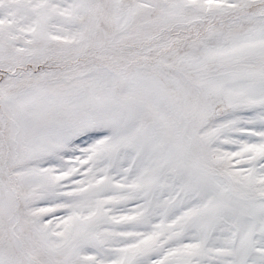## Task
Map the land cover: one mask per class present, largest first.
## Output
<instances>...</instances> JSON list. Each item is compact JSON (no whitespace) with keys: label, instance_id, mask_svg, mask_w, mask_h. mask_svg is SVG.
Wrapping results in <instances>:
<instances>
[{"label":"snow or ice","instance_id":"obj_1","mask_svg":"<svg viewBox=\"0 0 264 264\" xmlns=\"http://www.w3.org/2000/svg\"><path fill=\"white\" fill-rule=\"evenodd\" d=\"M0 264H264V0H0Z\"/></svg>","mask_w":264,"mask_h":264}]
</instances>
